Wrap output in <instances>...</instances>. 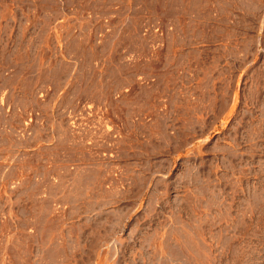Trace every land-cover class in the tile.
<instances>
[{
    "label": "rangeland",
    "instance_id": "374dc122",
    "mask_svg": "<svg viewBox=\"0 0 264 264\" xmlns=\"http://www.w3.org/2000/svg\"><path fill=\"white\" fill-rule=\"evenodd\" d=\"M61 102L109 132L13 173L14 120ZM7 106L0 264H264V0H0Z\"/></svg>",
    "mask_w": 264,
    "mask_h": 264
},
{
    "label": "built area",
    "instance_id": "2783aa9c",
    "mask_svg": "<svg viewBox=\"0 0 264 264\" xmlns=\"http://www.w3.org/2000/svg\"><path fill=\"white\" fill-rule=\"evenodd\" d=\"M148 29H144L143 33ZM49 91H37V98L46 102L48 100ZM48 102V101H47ZM47 104V103H46ZM64 103L51 105L47 112L43 106H37L27 111L25 117L21 120V124L12 130L13 138L16 140H27L33 134V128H45L47 124L46 116L49 114L56 121L58 115L62 118L63 123L68 127L73 141L77 144H83L87 147H94L100 134L104 131L109 132V124L103 118L105 110L100 106L90 102H82L78 107H66ZM5 114L9 115L13 112V108L7 106L4 108ZM20 111L17 109V112ZM6 128V126H5ZM9 131V130H8ZM106 156V152L101 153ZM10 166V165H9ZM8 187L13 189L16 183H8Z\"/></svg>",
    "mask_w": 264,
    "mask_h": 264
},
{
    "label": "crops",
    "instance_id": "0c3cea01",
    "mask_svg": "<svg viewBox=\"0 0 264 264\" xmlns=\"http://www.w3.org/2000/svg\"><path fill=\"white\" fill-rule=\"evenodd\" d=\"M73 97H74L73 94L68 93L66 98L72 99ZM14 116H16L15 112L12 114H9V115L4 114L3 116H0V143L4 142L6 139L5 134H4V129L2 128V124L6 125V124H8V122L9 123L12 122L15 119ZM56 118H59V120L56 121L52 116L47 114V116H46V119H47L46 127L43 129L38 128V127L33 128V134L27 140H24V141L23 140H16L15 138L11 137L12 138L11 139L12 157L10 159V162H11L10 167H11V169L14 170L13 173H22V171L20 170L21 162H22L20 160L21 156L28 154V152H30L29 155H33V156L37 157L38 156L37 152L41 148L47 149L46 147H44L46 145H43V144H50V146H55V145L57 146L59 139H61V138L59 137V134L52 133V130L56 127V128H60V129H63L66 131L67 128H66L65 124L63 123L60 115H58ZM14 121H15L14 124L16 126H19L21 124V120H14ZM48 149H51V148H48ZM59 158H61V157H59ZM38 160H42V162H46V164H48L49 166H52V163L45 158L44 159L38 158ZM34 173H49V172L45 169V166L40 165L36 168V171ZM53 173H75V172H70L67 169V163L64 164L61 161V165H59L57 170H54ZM0 178H2L1 175H0ZM3 206H4V204H2L0 202V211L3 209ZM27 208L33 209L34 206L29 205V207H27ZM6 221L11 223L12 226L16 225L18 223V220L15 216L11 217V218H7V219H5V218L2 219L0 216V222L3 223ZM0 225H2V224L0 223ZM11 240H13V244L11 243L12 244L11 246H13L14 245V238H12ZM9 241L10 240H8V238L5 240L0 239V242H4V244H7ZM0 244H3V243H0ZM5 247H6V249H10L6 245H5ZM14 248H15V245H14ZM3 250H4L3 245H0V253H2Z\"/></svg>",
    "mask_w": 264,
    "mask_h": 264
}]
</instances>
